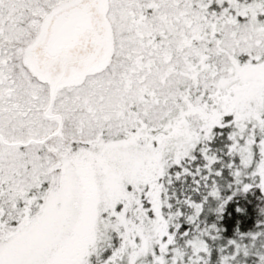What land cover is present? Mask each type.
Segmentation results:
<instances>
[{"label": "snow or ice", "instance_id": "1", "mask_svg": "<svg viewBox=\"0 0 264 264\" xmlns=\"http://www.w3.org/2000/svg\"><path fill=\"white\" fill-rule=\"evenodd\" d=\"M0 264H264V0H0Z\"/></svg>", "mask_w": 264, "mask_h": 264}, {"label": "trees", "instance_id": "2", "mask_svg": "<svg viewBox=\"0 0 264 264\" xmlns=\"http://www.w3.org/2000/svg\"><path fill=\"white\" fill-rule=\"evenodd\" d=\"M255 200L256 198L252 197L249 201L246 202L250 209V214L247 216H242L241 214H237L234 211H230L225 221V224H224L227 230L226 235H229V236L232 235L233 229L235 228L237 222H239L240 227L242 229H247L252 226V224L255 221V216L254 214H252V212H254V203L252 201H255Z\"/></svg>", "mask_w": 264, "mask_h": 264}]
</instances>
